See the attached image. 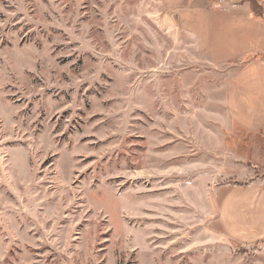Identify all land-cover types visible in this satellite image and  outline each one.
I'll list each match as a JSON object with an SVG mask.
<instances>
[{
    "label": "rangeland",
    "instance_id": "obj_1",
    "mask_svg": "<svg viewBox=\"0 0 264 264\" xmlns=\"http://www.w3.org/2000/svg\"><path fill=\"white\" fill-rule=\"evenodd\" d=\"M164 4L0 0V264H264L219 214L226 183L264 174V87L236 89ZM260 11L223 13L255 20L247 49Z\"/></svg>",
    "mask_w": 264,
    "mask_h": 264
},
{
    "label": "crops",
    "instance_id": "obj_2",
    "mask_svg": "<svg viewBox=\"0 0 264 264\" xmlns=\"http://www.w3.org/2000/svg\"><path fill=\"white\" fill-rule=\"evenodd\" d=\"M162 1L165 3L164 9L178 17L182 29L196 37L200 47L207 53L210 62L216 66H226L230 72L229 80H235L238 77H240L239 80H245V82L241 81V84L235 85L236 89L241 91L249 89L251 83L264 87V47L260 49L261 51L246 48L249 44H253L250 42L251 36H255L259 32H253V28L249 27L250 24H255V20H251L250 17L243 18V14L236 18L223 14L229 6L249 9L252 7L250 2L241 1L231 5V1L225 0ZM214 12L220 13V19H217L215 27L212 24ZM256 17L261 18L260 15H256ZM260 29L264 34V27ZM249 51H252L251 54L254 55L251 59L247 55L250 53ZM257 94L262 98L264 91ZM235 105L238 111L248 113V118H255L254 114L259 112L260 104L255 105L257 111L249 106H242V104L235 103ZM229 112L232 114L233 110L231 109ZM231 117L234 119L233 124L239 125L248 133L255 129L256 122L254 125L244 124L237 120L233 114ZM236 154L238 153L236 152ZM237 159L246 160L240 157ZM246 178L237 179L242 183L225 184L229 189L221 202L220 221H222L223 230L236 241H255V239L258 241L264 238V174L257 173L252 176L248 175ZM239 209L245 210L246 216L249 215L251 222L256 224L247 235H235L226 226L228 218L230 219L229 216H232L230 210L235 214ZM233 218L231 217V219ZM224 219L227 220L226 224Z\"/></svg>",
    "mask_w": 264,
    "mask_h": 264
},
{
    "label": "trees",
    "instance_id": "obj_3",
    "mask_svg": "<svg viewBox=\"0 0 264 264\" xmlns=\"http://www.w3.org/2000/svg\"><path fill=\"white\" fill-rule=\"evenodd\" d=\"M250 2L252 5V8H254V11L261 15L262 13L260 10L264 6V3L260 2L259 0H256L255 2L251 0ZM232 183H242V182L240 180L235 179L234 182Z\"/></svg>",
    "mask_w": 264,
    "mask_h": 264
}]
</instances>
